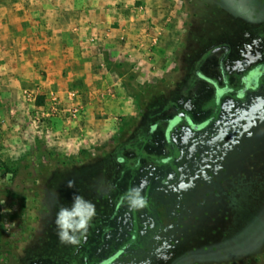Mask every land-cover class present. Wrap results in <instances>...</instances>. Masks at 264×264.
Returning a JSON list of instances; mask_svg holds the SVG:
<instances>
[{
	"label": "rangeland",
	"instance_id": "obj_1",
	"mask_svg": "<svg viewBox=\"0 0 264 264\" xmlns=\"http://www.w3.org/2000/svg\"><path fill=\"white\" fill-rule=\"evenodd\" d=\"M169 14L160 43L121 67V81H70L63 61L0 52V264H95L119 251L113 264H264V89L222 104L221 126L190 137L158 187L132 172L137 157L155 155L143 137L155 115L214 105L190 78L201 53L264 46V0H171ZM133 188L147 207H129ZM74 195L97 214L70 245L55 220Z\"/></svg>",
	"mask_w": 264,
	"mask_h": 264
},
{
	"label": "crops",
	"instance_id": "obj_2",
	"mask_svg": "<svg viewBox=\"0 0 264 264\" xmlns=\"http://www.w3.org/2000/svg\"><path fill=\"white\" fill-rule=\"evenodd\" d=\"M170 7L171 0H0V52L36 53L44 66L63 61L70 81L100 84L102 73L121 81V67L140 65L160 43Z\"/></svg>",
	"mask_w": 264,
	"mask_h": 264
},
{
	"label": "flooded vegetation",
	"instance_id": "obj_3",
	"mask_svg": "<svg viewBox=\"0 0 264 264\" xmlns=\"http://www.w3.org/2000/svg\"><path fill=\"white\" fill-rule=\"evenodd\" d=\"M240 48L225 42L218 43L211 49H206L205 54L201 53L194 65L190 78L200 88L199 92L214 100L210 109L203 111V103L193 109H184L185 103L181 102L180 106L158 113L147 124L143 137H146L155 155L137 157L133 162L132 172H142L147 177L144 183L148 186L158 187L159 177L176 175L170 165L177 161L175 153L183 146L190 145V137L204 133L215 122L218 127L221 126L222 122L217 117L221 113L219 107L222 104H246L250 95L264 89V46H257L253 50L245 48L243 52L239 51ZM117 162L120 169L128 165L123 157H118ZM163 181L165 188L174 184L172 179ZM121 202L120 196L116 211L120 213V218ZM121 254L122 251L116 252L112 256L114 260L110 257L95 264H102L104 260H111L108 264H113Z\"/></svg>",
	"mask_w": 264,
	"mask_h": 264
},
{
	"label": "clouds",
	"instance_id": "obj_4",
	"mask_svg": "<svg viewBox=\"0 0 264 264\" xmlns=\"http://www.w3.org/2000/svg\"><path fill=\"white\" fill-rule=\"evenodd\" d=\"M72 187V182H69ZM70 207L61 206L56 214L58 238L62 243L76 245L81 237L86 238L89 226L96 216L95 205L80 195L73 196ZM129 207L138 210L147 207V200L141 194L140 188H133L128 194Z\"/></svg>",
	"mask_w": 264,
	"mask_h": 264
},
{
	"label": "built area",
	"instance_id": "obj_5",
	"mask_svg": "<svg viewBox=\"0 0 264 264\" xmlns=\"http://www.w3.org/2000/svg\"><path fill=\"white\" fill-rule=\"evenodd\" d=\"M69 95L71 96V98H73L75 96V93H69ZM56 100V98H55ZM70 115L73 117V118H78L80 116V109L78 107H75L73 108L71 111H70Z\"/></svg>",
	"mask_w": 264,
	"mask_h": 264
},
{
	"label": "water",
	"instance_id": "obj_6",
	"mask_svg": "<svg viewBox=\"0 0 264 264\" xmlns=\"http://www.w3.org/2000/svg\"><path fill=\"white\" fill-rule=\"evenodd\" d=\"M111 260H104L103 262H102V264H108V262H110Z\"/></svg>",
	"mask_w": 264,
	"mask_h": 264
}]
</instances>
